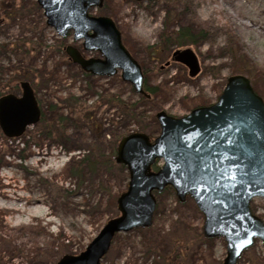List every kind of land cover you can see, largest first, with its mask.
Listing matches in <instances>:
<instances>
[{
	"label": "rangeland",
	"instance_id": "374dc122",
	"mask_svg": "<svg viewBox=\"0 0 264 264\" xmlns=\"http://www.w3.org/2000/svg\"><path fill=\"white\" fill-rule=\"evenodd\" d=\"M35 1L0 0V77L14 78L29 62L38 97L75 116L52 136L29 126L27 135L11 138L0 127V264H56L65 254L85 250L120 215L117 198L130 180L128 168L116 161L121 139L133 132L156 138L158 112L182 117L214 104L234 74L246 75L264 100V0H105L106 7L93 9V15L113 18L128 46L138 50L148 84L159 87L152 103L142 101L120 71L87 77L71 65L63 47L73 36L61 37L47 25ZM186 24L203 31L198 43L164 45L167 32ZM32 41L43 43L38 56L36 50L24 53ZM186 49L197 59L193 75L181 53L174 56ZM112 95L134 108L122 109L110 101ZM69 164L79 165L80 173ZM167 187L154 193L152 225L117 232L102 264L223 263L225 239L205 237L204 214L194 199L181 202ZM37 207L41 211L33 212ZM251 209L264 221V197H255ZM237 264H264V241L256 239Z\"/></svg>",
	"mask_w": 264,
	"mask_h": 264
},
{
	"label": "water",
	"instance_id": "95a60500",
	"mask_svg": "<svg viewBox=\"0 0 264 264\" xmlns=\"http://www.w3.org/2000/svg\"><path fill=\"white\" fill-rule=\"evenodd\" d=\"M145 1V0H137ZM47 25L59 36L73 33L83 49L98 51L101 57L86 58L80 49L69 46L72 61L95 76H114L144 89L142 65L123 43L113 18L92 15L104 0H37ZM195 74L197 59L190 49L175 52ZM22 95L0 97V127L7 137H19L41 118V108L29 81L21 82ZM15 118L10 119L11 116ZM159 135L146 133L124 136L116 161L129 170V186L117 198L120 216L109 220L81 253L65 254L56 264H102L117 232L152 225L156 208L154 191L175 189L180 201L192 197L204 214L205 237H223L227 254L222 264H237L242 254L264 241V221L255 215L251 202L264 197V100L244 74L227 79L217 102L198 106L182 117L165 111L156 114ZM163 161L152 170L156 161Z\"/></svg>",
	"mask_w": 264,
	"mask_h": 264
},
{
	"label": "trees",
	"instance_id": "16d2710c",
	"mask_svg": "<svg viewBox=\"0 0 264 264\" xmlns=\"http://www.w3.org/2000/svg\"><path fill=\"white\" fill-rule=\"evenodd\" d=\"M35 4H37V1H35ZM105 4V1H104ZM106 7V5H103ZM18 10V7L16 8L15 11L12 12H16ZM9 18L12 19H16V15L14 14H10L8 15ZM203 36V31H200L199 33H197L194 29H192L189 25H183L181 28L177 29V31H172V32H167L166 33V38L163 40L164 41V45L169 46L171 45L172 42H175L178 45H193L198 43L200 37ZM124 44L126 45V47L129 49V51L132 53V55L138 59V50H136L135 48H130L128 46V44L126 43L125 38H123ZM2 46L4 47H8V45L6 44H2ZM24 46V44H23ZM23 46L17 49L18 45L14 46V49L17 50H23ZM32 50L31 48H27L25 49L24 47V53H27L29 51H37V55L38 56L43 48V43L41 41L38 42H34L32 41ZM67 47L68 45H66L65 47H63L64 49V53L65 56L67 57V61L71 64L74 65L75 67H77L79 69V71L87 77H90L91 75L85 71H83L81 69V67H79L77 64H74L71 61V58L69 57L68 53H67ZM154 49V47L152 48V50ZM156 49V48H155ZM153 50L154 52H156V50ZM152 52V51H151ZM36 58V57H35ZM139 62V61H138ZM29 63V62H28ZM24 64L20 67H18V69L16 70V76L10 80H5L3 77H0V96L7 94V93H16L18 91H20V83L22 81H33L35 78V72H33L30 69L29 64ZM144 74H145V90L148 94H151V98H148L145 94L140 95V98L142 99V101L148 102V103H152L154 101L155 96L157 95V93L159 92V87L157 85H150L147 82L146 79V75H147V69L144 68ZM41 75V74H40ZM52 75L53 72H52ZM56 75V74H55ZM32 85L33 82L31 83ZM34 87V86H33ZM36 95H37V99L39 101L40 107H41V119L40 121L35 124L34 126H40L43 133H46L47 135H58L61 130L63 131L64 129V123L68 122L71 119V115L75 116L74 113H71L70 115L64 116V114H61L55 107L54 105L49 106V104H45L43 102V100L41 98L38 97V93L35 90ZM121 95H112L110 98V101L114 104H116L117 106L121 107L122 109H126V110H132L134 107L130 104V102L127 101H123ZM205 103H201V105H204ZM199 105V103H194V106ZM74 110V109H73ZM51 113H53V115H51ZM155 118V116H154ZM155 120V119H154ZM27 135V132H25L24 136ZM90 161V160H89ZM80 165L83 166L84 161L81 160L79 161ZM95 163V162H94ZM94 163H91L90 168H93ZM71 164L68 165V168H70L72 173H80V167L78 165L77 166H70ZM70 166V167H69ZM153 169L157 170L159 169V165L158 162H156L153 165ZM168 188V187H167ZM172 190H174L172 187H169ZM155 194H157V192H155ZM156 197V196H155ZM116 202V197L113 198V203ZM118 234L115 235L114 239L116 238ZM113 239V240H114Z\"/></svg>",
	"mask_w": 264,
	"mask_h": 264
},
{
	"label": "flooded vegetation",
	"instance_id": "af4514ba",
	"mask_svg": "<svg viewBox=\"0 0 264 264\" xmlns=\"http://www.w3.org/2000/svg\"><path fill=\"white\" fill-rule=\"evenodd\" d=\"M146 1H148V0H146ZM68 35L71 36V34H68ZM68 35H67V36H68ZM122 37H123V35H122ZM68 45H74V46H76L77 48H79V49L81 50L83 56L86 57V58H88V56L86 55V53H88V52H86V51L83 49V41H76V40H74V38H73L72 43H70V44H68ZM96 52H97V51H96ZM97 53H98V55H99V56H97V58H98V57L101 56V54H100L99 52H97ZM13 94H15V95H17V96H21V94H22V90H20V91H18V92H16V93H13ZM10 119L14 120L15 118H14L13 115H12Z\"/></svg>",
	"mask_w": 264,
	"mask_h": 264
},
{
	"label": "bare ground",
	"instance_id": "6f19581e",
	"mask_svg": "<svg viewBox=\"0 0 264 264\" xmlns=\"http://www.w3.org/2000/svg\"><path fill=\"white\" fill-rule=\"evenodd\" d=\"M53 161V160H52ZM9 175V174H8ZM11 208V207H10ZM20 208V207H19ZM20 210H23V209H21L20 208ZM24 211H27L26 209H24ZM37 211H41V208L40 207H37V209H33V212H37ZM15 212V211H14ZM21 212H23V211H21ZM14 218V217H13Z\"/></svg>",
	"mask_w": 264,
	"mask_h": 264
}]
</instances>
